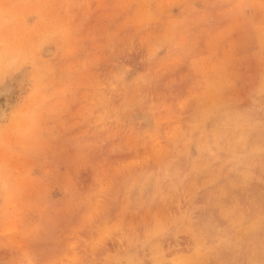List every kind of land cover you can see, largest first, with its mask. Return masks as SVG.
<instances>
[{
    "label": "rangeland",
    "instance_id": "1",
    "mask_svg": "<svg viewBox=\"0 0 264 264\" xmlns=\"http://www.w3.org/2000/svg\"><path fill=\"white\" fill-rule=\"evenodd\" d=\"M0 264H264V0H0Z\"/></svg>",
    "mask_w": 264,
    "mask_h": 264
},
{
    "label": "bare ground",
    "instance_id": "2",
    "mask_svg": "<svg viewBox=\"0 0 264 264\" xmlns=\"http://www.w3.org/2000/svg\"><path fill=\"white\" fill-rule=\"evenodd\" d=\"M3 116V110L0 108V118Z\"/></svg>",
    "mask_w": 264,
    "mask_h": 264
}]
</instances>
